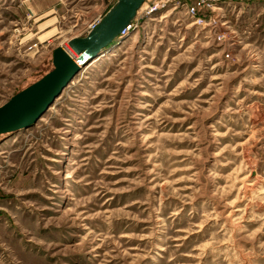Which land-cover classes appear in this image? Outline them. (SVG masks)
<instances>
[{
    "label": "rangeland",
    "instance_id": "1",
    "mask_svg": "<svg viewBox=\"0 0 264 264\" xmlns=\"http://www.w3.org/2000/svg\"><path fill=\"white\" fill-rule=\"evenodd\" d=\"M112 6L0 0V106ZM219 6L206 27L143 7L114 56L0 135V264H264V0Z\"/></svg>",
    "mask_w": 264,
    "mask_h": 264
},
{
    "label": "water",
    "instance_id": "2",
    "mask_svg": "<svg viewBox=\"0 0 264 264\" xmlns=\"http://www.w3.org/2000/svg\"><path fill=\"white\" fill-rule=\"evenodd\" d=\"M146 1L118 0L87 35L72 37L67 45L54 48L52 69L0 106V135L33 125L75 74L123 34Z\"/></svg>",
    "mask_w": 264,
    "mask_h": 264
},
{
    "label": "built area",
    "instance_id": "3",
    "mask_svg": "<svg viewBox=\"0 0 264 264\" xmlns=\"http://www.w3.org/2000/svg\"><path fill=\"white\" fill-rule=\"evenodd\" d=\"M118 0H108V2L114 5ZM239 0H147L142 7L139 9L136 17L131 21L126 30L123 32L125 35L130 30L138 29V16L140 10L145 7L144 14H153L158 11L164 10L169 6L173 8L183 9L188 17L192 20V24L206 27V25H212V22H207L205 19V13L208 10L215 11L222 9L219 5L221 4H232ZM99 24V18H96L89 26V32ZM88 32V33H89ZM225 35H219L218 38L222 39Z\"/></svg>",
    "mask_w": 264,
    "mask_h": 264
},
{
    "label": "bare ground",
    "instance_id": "4",
    "mask_svg": "<svg viewBox=\"0 0 264 264\" xmlns=\"http://www.w3.org/2000/svg\"><path fill=\"white\" fill-rule=\"evenodd\" d=\"M122 36H125L123 37V39L117 43V44H112L111 46H109L108 48H106L104 51H102L99 55H97L96 57H94L93 59L90 60V62L88 63L87 67L83 70V68L77 73L75 74V76L81 74L82 72H84L85 70L89 69L90 67L92 66H95L97 63H99L100 61H102L105 57H109V55L111 56H114L113 54H115V51H118L125 43H126V39L129 37L128 35H121L119 38H121ZM62 46L64 45H67L65 43H61ZM70 48V47H69ZM72 53L77 56V54L71 49ZM75 76L72 78V80L66 85V87L62 90V92L65 91V89H67L73 82H74V79H75ZM53 104V103H52ZM51 106V105H50ZM49 106V107H50ZM48 107V108H49ZM48 110V109H47ZM45 114V113H44ZM42 114V116L44 115ZM30 126H27L26 128H28ZM25 129V128H24ZM22 130V129H20ZM18 130V131H20Z\"/></svg>",
    "mask_w": 264,
    "mask_h": 264
}]
</instances>
